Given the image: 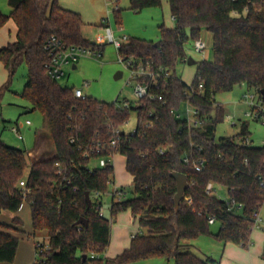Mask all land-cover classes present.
Wrapping results in <instances>:
<instances>
[{"label":"trees","instance_id":"obj_1","mask_svg":"<svg viewBox=\"0 0 264 264\" xmlns=\"http://www.w3.org/2000/svg\"><path fill=\"white\" fill-rule=\"evenodd\" d=\"M167 2L174 26L159 24L157 42L127 37L118 47L122 60L133 58L150 71L162 68L170 73L165 85L150 89L159 98H142L126 109L88 95L77 98L73 88L60 85L47 73L50 55L45 45L51 36L67 46L101 51L103 43H90L83 37L80 13L61 7L58 0H7L10 12L0 10V28L8 20L16 25L15 40L0 47V61L7 73L0 86V101L17 68L25 64L26 81L20 96L31 111L43 115L45 128L38 138L46 136L52 149L50 155L28 163L25 150L0 139V210L16 212L24 201L29 204L31 235L40 234L47 245L37 263L127 264L164 258L174 264H218L194 252L190 241L212 235L244 248L251 244L253 216L264 201V144L245 143L250 134L247 120L240 122L235 135L217 138L222 115L215 95L243 85L264 105V0ZM160 5L161 0H129L134 11ZM202 29L211 33L213 57L197 63L188 85L176 75V65L185 56L190 60L186 45L200 38ZM185 101L198 110L197 117L204 119L201 125H188L171 112ZM131 111L136 115L134 131L122 130L117 147H110L113 130L122 128ZM110 153L125 156L133 191L127 199L112 201L108 219L99 211L101 196L109 192L113 166L92 162ZM199 158L203 165L197 171L193 160ZM174 171L185 174L188 183L178 205L174 202ZM21 179L25 180L23 187ZM209 182L226 187L227 197L242 207L228 210L224 198L206 192ZM125 210L146 232L135 233L127 248L105 257L110 224ZM210 217L219 223L215 233L210 231ZM81 218L86 224L76 223ZM12 224L16 226L1 224V262H12L15 257L18 237L11 231H21L15 228L21 221L14 217Z\"/></svg>","mask_w":264,"mask_h":264},{"label":"rangeland","instance_id":"obj_2","mask_svg":"<svg viewBox=\"0 0 264 264\" xmlns=\"http://www.w3.org/2000/svg\"><path fill=\"white\" fill-rule=\"evenodd\" d=\"M61 7L80 13L84 25L82 26V35L90 43H95L97 37L105 34L106 26L113 33L115 40H123V37H138L148 41L157 42L159 34V24L172 27L173 18L170 16L169 7L166 0H161L158 7H150L141 11H134L129 8V0H58ZM120 9L119 12L116 10ZM0 10L8 14L11 10L7 0H0ZM15 28V31H13ZM16 25L12 20H8L0 28V47L5 46L8 42L15 40ZM201 38L206 42V48L202 52H195L189 42L186 45V54L189 61L179 62L176 65V75L186 84H190L197 67V63L202 60H211L213 57L211 33L205 29L201 31ZM75 64V67H72ZM64 74L58 79L62 86L71 88L81 87L82 91L98 100L102 101H123L127 99L132 104L135 103L136 97L133 93L134 81L128 80L130 70L118 53V48L113 42L105 40L101 53L99 55L81 54L76 61L63 67ZM26 66L21 64L13 75L8 89L3 92L0 101V139L7 145L20 148L26 151L27 161L31 162L28 154L32 151V160L40 159L43 156L52 153L49 139H40L35 149L38 131L44 129L43 115L38 111H31L28 102L20 96L22 87L26 81ZM119 73H121L120 76ZM7 80V73L0 61V86ZM88 84L84 86V83ZM247 88L243 85H236L231 91L218 93L215 95L216 103L220 105L221 122L216 127V137L232 136L239 132L240 122L248 121L249 144L261 145L264 142V121L255 120L251 116H246L245 112L250 110L248 103L242 97ZM185 104L182 103L179 111L184 114ZM29 120L30 124H25ZM18 125L19 133L23 139H19L13 127ZM136 126V115L131 111L129 121L122 126L123 131L130 132ZM44 131V130H43ZM43 131H40L43 132ZM35 149V150H34ZM34 150V151H33ZM95 161L92 165H95ZM113 181L120 194L112 196L114 186L109 185V192L101 196V203L104 217L110 219V206L112 201L127 199L132 196L133 182L132 176L126 170L125 156L117 153L113 158ZM215 195L226 198V187L218 184L213 185ZM27 210H23V227L27 229L31 226L30 209L28 203ZM127 211V210H125ZM123 212V211H121ZM120 213V212H119ZM259 217L263 220L262 228L254 230L255 235L260 236L264 231V201L259 210ZM114 219V218H113ZM111 224L113 225L114 222ZM110 224V225H111ZM136 228V227H135ZM219 228V223L215 222L210 225V231L215 233ZM138 229V228H136ZM43 238L36 234L35 240ZM46 240V238H44ZM260 242L255 238V243ZM192 250L200 255H209L214 258L224 259L226 263L238 259L236 255L229 256L223 242L218 241L212 235H200L191 240ZM233 244V243H232ZM41 257L35 255V264ZM240 264H250L239 260ZM127 264H174L172 260L167 261L164 258H150Z\"/></svg>","mask_w":264,"mask_h":264},{"label":"built area","instance_id":"obj_3","mask_svg":"<svg viewBox=\"0 0 264 264\" xmlns=\"http://www.w3.org/2000/svg\"><path fill=\"white\" fill-rule=\"evenodd\" d=\"M105 34L100 35L97 37V40L95 43L97 44H102L105 42V40H109L110 42H113L114 45L118 48L121 44L122 41L126 40L127 37H123V40H115L113 37V33L111 31V29L109 27H105ZM192 49L195 52H202L204 51V49L206 48V42L200 37L198 39L193 40L192 42ZM45 48L48 50L49 55H50V60L48 62H46L45 67L47 70V73L49 74V76L53 79L58 80L59 78H61L64 74L63 71V67L65 65H69L71 62L76 61L77 57L81 54H90V55H99L101 53L100 50H91L90 48L87 47H79V46H67L64 43H62L60 40H58L57 38H55L54 36H51L48 40L47 43L45 45ZM121 58V57H120ZM187 60V57L185 56L183 58L182 62H185ZM125 62V65L128 67V69L130 70V74H129V78L128 80H133L134 81V88H133V93L136 97V101L142 99V98H151V99H155V98H159L160 95H153L150 92L151 87L157 88L159 83L161 86L165 85V80L167 79L168 76H170V73L168 71L163 70L162 68H159L157 71H150L148 69V67L144 66L141 61H136L133 58H128L126 60H122ZM73 65V64H72ZM147 78L149 80H147ZM88 83L85 82L84 86L87 85ZM190 85V84H188ZM190 87V86H189ZM202 87V84H199V88ZM191 90V88H190ZM73 94L75 95V97L80 98V99H84L86 94L82 91L81 87H76L73 88ZM242 97L245 99V101L248 103L250 110H248L247 112H245L246 116H251L253 117L255 120H262L264 121V116H261V112L264 113V105L262 100L259 98V96L253 92L252 90L247 89ZM135 101V102H136ZM115 104L120 108V109H126L129 108L130 106V102L127 99H124L123 101H117L114 100ZM185 104V109H184V114L181 113L179 111V109L177 110H171V112L177 117V118H183L187 121L188 125H193V126H197V125H201L204 122L203 118H198V110L196 108H194L193 106H191L189 104L188 101L184 102ZM148 115H151V113H149ZM129 121V118L124 120V123L122 126L126 125ZM25 124L29 125L30 121L26 120ZM13 131L16 132L17 136L19 139H23L22 135L19 133V127L18 125L14 126ZM135 129V127H134ZM134 129L130 132H133ZM123 129H114L113 133H112V137L109 140V146L112 148H116L121 136L120 133ZM126 132V131H125ZM249 137L245 138V143H249ZM264 144V142H263ZM161 152V150H160ZM84 155H87V153H84ZM115 154H108L107 156L104 157H99L97 160H95V165L94 166H99V167H105V166H113L112 162H113V158H114ZM184 162L188 163L189 162V158L185 157L184 158ZM203 165V159L199 158L196 160H193V166L195 170H200L201 167ZM113 184L114 186V191L112 196H116L118 194H120V192L115 189L116 185L112 179V181L110 182ZM19 185L21 187H23L25 185V180L21 179L19 181ZM214 184L209 182L206 185V192L208 193H216L215 188L213 186ZM120 199V195L118 197V200ZM227 202V208L228 210H233L234 208L239 209L242 207V204L237 202L234 198H229L226 197L224 198ZM100 214H103V210H102V206L100 208L99 211ZM253 226L254 227H258L259 226V222H260V217H259V213H254L253 216ZM213 217L209 218V223H213ZM34 245H35V250H36V254L39 255L40 252H42L43 250H45L47 248L46 245V241L44 238H41L40 240H35L34 241ZM94 255L91 254V257H93Z\"/></svg>","mask_w":264,"mask_h":264},{"label":"crops","instance_id":"obj_4","mask_svg":"<svg viewBox=\"0 0 264 264\" xmlns=\"http://www.w3.org/2000/svg\"><path fill=\"white\" fill-rule=\"evenodd\" d=\"M167 5H168V2H167ZM13 31H15V28H13ZM120 75L121 73H119L118 76ZM43 130L44 129L40 131H43ZM40 131H38L37 133L35 149L38 146V139H39L38 134L40 133ZM28 154L32 161V151H29ZM26 204L27 202L24 201L16 212H12L6 209L0 210V229L4 230V227H2L1 224H9L12 226H16L15 224H12V220L14 217L19 218L21 221V224L15 227L21 231H16V229L11 231L13 234H15L18 237L15 257L12 262H3V261L1 262L0 261V264H35V255H36V250H35V245H34L35 236L31 235L32 234V223H31V226H29L27 229L23 227L24 225L23 224V210L24 209L27 210ZM28 208L30 209L29 204H28ZM30 216H31V213H30ZM113 222L114 224L110 225L109 243H108L106 250L103 253V256L108 257V258L114 257L115 255L119 254L122 250L127 248L130 243L131 238L133 237L135 233L146 232L145 228H140L138 226L136 220L132 217L130 211L128 210L118 213L115 216V218L112 220V223ZM262 222L263 220L260 217L259 226L251 229V244L247 248L241 247L234 243L232 244L231 242L224 243L225 248H226V253L229 256L236 255L238 259H234L232 262L226 263L224 259L214 258L209 255H206V256H209L211 260L213 261L215 260L218 261V264H240L239 260H242L244 262L247 261L250 264H264V259L261 257L263 241H264V231L261 235V238L257 234L255 235V232H254V230H257L263 227ZM135 227L138 229H136ZM255 238H258L260 242L256 241L255 243Z\"/></svg>","mask_w":264,"mask_h":264},{"label":"water","instance_id":"obj_5","mask_svg":"<svg viewBox=\"0 0 264 264\" xmlns=\"http://www.w3.org/2000/svg\"><path fill=\"white\" fill-rule=\"evenodd\" d=\"M72 67H75V64H73ZM171 176L175 179V183H176V192L174 194V202H175V205H178L180 199L183 196V191L188 186L187 176L183 173L176 172V171L172 172ZM85 200L87 202V206H90L91 199H90L88 191L85 192ZM76 223H85L86 224V220L81 218ZM85 257H86V255H83V258H85Z\"/></svg>","mask_w":264,"mask_h":264}]
</instances>
